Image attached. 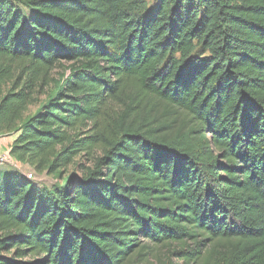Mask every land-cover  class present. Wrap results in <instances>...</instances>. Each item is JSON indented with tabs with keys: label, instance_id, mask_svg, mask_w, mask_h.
I'll list each match as a JSON object with an SVG mask.
<instances>
[{
	"label": "trees",
	"instance_id": "obj_1",
	"mask_svg": "<svg viewBox=\"0 0 264 264\" xmlns=\"http://www.w3.org/2000/svg\"><path fill=\"white\" fill-rule=\"evenodd\" d=\"M11 134L0 264H264V0H0Z\"/></svg>",
	"mask_w": 264,
	"mask_h": 264
},
{
	"label": "rangeland",
	"instance_id": "obj_2",
	"mask_svg": "<svg viewBox=\"0 0 264 264\" xmlns=\"http://www.w3.org/2000/svg\"><path fill=\"white\" fill-rule=\"evenodd\" d=\"M147 5L149 7H152L154 5V3L156 2V0H146ZM59 68L55 69V72L59 71ZM46 100V95H41L39 97V101L37 103L32 104L31 106H29V109L26 113V115H31L34 112H36V110L41 106V104ZM4 138L7 136H3ZM3 137H0L1 139ZM79 157L75 158V161L73 164L69 165L66 170H63L62 172V177H67L68 174H70L74 169H75V163L79 161ZM0 171L2 172H6V171H17L20 172L24 175H26L27 173H32V177L30 179V181L32 183H34L35 185L42 187L44 185L49 186L52 185L54 183H60L62 181L61 178H59L58 173L55 174H47L46 172H40L37 173L35 171H33V168L29 165L23 164L21 162L18 161H13L10 163H7L6 165H0Z\"/></svg>",
	"mask_w": 264,
	"mask_h": 264
},
{
	"label": "crops",
	"instance_id": "obj_3",
	"mask_svg": "<svg viewBox=\"0 0 264 264\" xmlns=\"http://www.w3.org/2000/svg\"><path fill=\"white\" fill-rule=\"evenodd\" d=\"M16 137V134L7 135V137L0 138V151L9 152L12 146V143Z\"/></svg>",
	"mask_w": 264,
	"mask_h": 264
},
{
	"label": "built area",
	"instance_id": "obj_4",
	"mask_svg": "<svg viewBox=\"0 0 264 264\" xmlns=\"http://www.w3.org/2000/svg\"><path fill=\"white\" fill-rule=\"evenodd\" d=\"M3 137V136H0ZM14 159L10 156L9 152H1L0 151V165H6L7 163L13 162ZM25 177L30 180L32 177V173H27Z\"/></svg>",
	"mask_w": 264,
	"mask_h": 264
}]
</instances>
